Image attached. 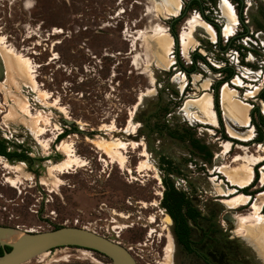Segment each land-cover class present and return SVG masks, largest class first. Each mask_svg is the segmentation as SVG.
I'll use <instances>...</instances> for the list:
<instances>
[{
	"label": "rangeland",
	"instance_id": "374dc122",
	"mask_svg": "<svg viewBox=\"0 0 264 264\" xmlns=\"http://www.w3.org/2000/svg\"><path fill=\"white\" fill-rule=\"evenodd\" d=\"M181 1L180 15L173 16L158 13L155 0H0V47L17 57L35 81L26 84V79H16L8 67L6 76L8 74L12 92L7 94L0 83V138L7 140L12 150L13 146H22L20 151L25 150L33 159L30 164L0 157V225L18 226L33 233L75 226V221L78 227L86 226V214L98 201L114 204L129 195L144 201L139 214L144 218L147 209L151 208L145 202L149 201L153 187L157 188L156 184H159L154 178L161 179L156 171H159L156 163L161 152L182 163L188 160L189 166L195 168V164L189 162L187 141L172 140L166 134L160 137L158 129H148L145 122L153 128L170 125L180 132L194 126L196 135L212 152L211 162H204L202 171L198 166L195 175L208 191L204 196L211 203L219 200L220 227L224 230V238L229 234V240L235 245V264H264L250 239L244 237L246 224H254L260 219L254 217V208L264 216V190H260L264 186V174L260 170L259 184L257 181L250 190L261 191L253 198L237 191V188H248L255 179L258 164H264V142L259 146L235 147L233 142L224 140L220 135L222 128H219L212 90L209 91L210 85L216 84V78L225 76V73L218 75L211 67L228 65L233 52L241 48L246 38L228 47L230 39L227 38L231 36L222 31L225 38H218L215 43L217 32L206 19L224 24L218 19L222 17L220 2L228 0H200V4L195 3L197 0ZM248 1L253 6L249 14L252 27L257 29L256 23L264 26V0H245ZM176 17L174 29L179 35L178 52L170 28ZM196 21L211 26L216 37L207 38L199 31L195 32L196 38L191 39L194 30L190 22ZM156 33L164 34L170 41L165 53L169 62H165V67L157 63L154 54L153 38L150 37ZM251 39L254 44L264 45V35ZM248 48L242 53L246 58L252 55L254 59L250 60V65L240 63L236 69L238 75L248 69L256 76L246 79L248 88L243 87L240 94L237 92L238 97L246 94L244 99H239L248 104L244 110L249 125L253 107L248 100L257 96L262 88L258 84L264 82V46L261 50L257 48V53L252 51L254 47ZM5 51L0 49L2 55ZM196 54L204 56L206 61L195 60ZM182 67L187 68L190 75H185ZM258 73L261 75L257 76ZM234 83L243 84L239 77ZM186 84L187 89L183 92ZM226 87L233 89L229 85ZM206 93L212 95L208 102L214 121L211 125L201 123L195 114L188 115L184 111L188 100L200 99ZM22 103L27 104L31 117L19 105ZM256 103L262 104L261 100ZM189 112L194 109L190 108ZM64 117L76 120L79 129L90 134L70 133L74 127L66 126L62 122ZM226 129L231 138H236ZM66 131H69L67 136L56 141L57 136ZM255 132L258 133L257 128ZM112 140L125 147L121 148L125 156L123 165L93 143H113ZM146 145L155 148L154 160L150 150L145 149ZM224 168L230 171L243 168L254 177L243 187H237L228 181ZM218 173L225 179L220 176L217 180ZM221 181L235 189L231 198L216 197L214 183ZM225 199L236 205L239 203L238 207H227L222 202ZM242 199L245 204L241 206ZM226 214L233 224L226 220ZM151 216L150 223L143 219L139 222L151 225L155 222V216ZM159 217L160 228L155 234L151 230L142 238V229L123 234L126 245L140 255L131 251L138 263L201 264L194 257L174 251L173 239L168 232V229L171 231L170 218ZM235 219L240 220L242 226L239 223L238 227ZM80 249L83 248H58L49 252L43 261L36 257L26 264L109 263L92 251L85 256ZM221 263L227 264L222 259Z\"/></svg>",
	"mask_w": 264,
	"mask_h": 264
},
{
	"label": "flooded vegetation",
	"instance_id": "af4514ba",
	"mask_svg": "<svg viewBox=\"0 0 264 264\" xmlns=\"http://www.w3.org/2000/svg\"><path fill=\"white\" fill-rule=\"evenodd\" d=\"M229 1L233 4V7L236 10L239 18V24L237 25V33L234 38H229L230 40L228 41V47L234 46L235 42L243 38H246V42L241 45V48L238 47V50H236V52H233L228 65H226L225 67H211V69L218 75L225 73V76L223 78H216V84H211L209 87V91L212 90L211 94L214 97L215 109L219 117V128H222L220 130L221 137L226 141L233 142L235 147L238 145H248L249 147L252 145L259 146L264 142V109L256 102L258 100H261V102L264 103L263 81L258 84V87L261 86L262 88L257 96L255 98H252L251 100H248L253 107L250 113V126H248L247 128L248 130L252 128L250 129V131H253L254 133V136L250 142H243L242 140L231 138L228 135L227 129L225 128V122H223L224 117L221 113L222 108L220 104L222 88L225 85H229L239 93V91L242 90L243 87L248 88L245 83L246 79H248L249 77L256 78V76H253V72H250L248 69L244 74L238 75L236 67L240 63L245 62L250 65V60L254 59L252 55L249 59L246 58V56L242 53V50H248V47H254V50L252 49V51L257 53V48L261 50L264 46L254 44L251 39L263 38L264 35V26L261 23H256L257 29H254L252 27L249 16L250 12L252 13V4L249 1L245 2V0ZM207 20L217 32V40L215 42L217 43L218 38L222 37L221 32L223 24L220 25L217 21L209 18H207ZM174 25L175 23L173 24L174 31L171 30L173 35H175L176 33ZM249 45H252L253 47ZM249 51H251V49ZM178 57L179 56L177 53V58ZM179 64L181 66L180 62ZM182 69L185 71V75H190L191 72L188 71L187 68L182 67ZM260 75L261 74L259 73L257 74V76ZM237 77L242 80L243 86H238L234 83V80ZM187 85L188 84H186V86L183 88V92L186 91ZM213 86L214 88L211 89V87ZM245 95L246 94H244V97H240L239 95L240 99H244ZM164 111L167 112L168 110L166 109ZM195 124L198 125V122H196ZM145 125L148 129H152L153 131L158 129L160 137L166 134L172 140L181 142L187 141L189 162L193 165L195 164V168H193L192 165L189 166L188 160L182 163L179 161V159L167 156L165 155V153L161 152L157 156L158 163H156L157 167L159 168V171H156L158 172L159 177L161 176V179L154 178L159 182V184H156L157 188L153 187L152 195L150 198H148L149 201L145 202L148 203L151 208L147 209L149 211L144 214V218L139 216V214L142 213L140 209H143L142 203L144 201L140 200L139 197L129 195L124 198H120L119 201L114 204L112 202L98 201L86 214L84 223L89 228L93 227L95 228L94 230H100L101 232H103V234L101 235L107 237L108 239L118 242L130 251H134L133 247H131L132 249H129L128 245H126V243L124 242L123 234L139 229H142L144 231V235L142 238H145V236H147V234L151 230H153L155 234L156 231H158V229L160 228V223L157 222L158 220H161L159 216H167L171 221L169 224L171 225V231L170 229H168V232L173 239L174 251L178 250L181 251L185 256L194 257L198 259L201 264H222L221 259L223 263L235 264V245L233 241L229 240V234L227 235V238H224V230L222 231L220 227V217L218 210L219 200L211 203L206 198V196H204V193L207 194L208 191L203 188L201 182H199L197 176L195 175V170L198 169V166L202 171L203 163H208L207 161H205V157L211 151L208 147L206 150H204L203 147L206 144H204L203 140L196 135V132L193 129L194 126H192V129H185L184 131L180 132L170 128V125H165L164 127L158 126V128H153L148 124L147 121L145 122ZM219 128L217 129V131L219 130ZM255 128L258 129L257 134L255 132ZM71 131L77 132V128H74V130H70V133ZM58 137L59 135L57 136V139ZM146 149L147 151L150 150V153H148L150 154L152 160H154V158L156 157L155 148L147 146ZM262 167L263 166L260 165L256 168L255 179L248 188H237V191L246 193L253 198V195H257L259 192L264 190V186L260 189L258 185V189H260L261 191L256 190L255 192H250V190L258 181V173L260 174V170ZM133 170H136V167H134ZM220 176L222 177V179H225L221 174L218 173L216 176L217 180H219ZM210 181L211 178L209 179V183ZM226 185L229 186L228 182L226 183ZM217 196L218 195H216V197ZM151 214L155 216V222L151 224L152 226L150 224L144 223H150V218L152 217ZM225 218L233 224V222L228 218V214H226ZM141 219H143L144 222H139ZM122 227L126 228L123 230ZM111 235L114 237H112ZM134 253L136 254V256H140L136 251H134ZM96 254L108 260V264L112 263V260L107 256L101 255L99 253Z\"/></svg>",
	"mask_w": 264,
	"mask_h": 264
},
{
	"label": "bare ground",
	"instance_id": "6f19581e",
	"mask_svg": "<svg viewBox=\"0 0 264 264\" xmlns=\"http://www.w3.org/2000/svg\"><path fill=\"white\" fill-rule=\"evenodd\" d=\"M155 2H156V10L161 15H166V14L167 15H173V16H179L180 15L181 2H182L181 0H155ZM220 9H221V12H222V17L220 19L224 23L223 24L224 27H223L222 31H223V33L226 36H232L235 33V29H236V25H237V15L235 13V9L232 6V4L229 3L228 1L227 2L221 1L220 2ZM190 27H192L193 30H194V33L190 36L191 39L192 38L195 39L196 38L195 32H199V31L202 32V34H204L207 38H215L216 37L215 30L213 29L214 27L212 26L213 27L212 28L211 26H209L208 24H206L203 21H201L200 23H198V22L197 23L190 22ZM163 35H161L159 33H156L153 37H150V38H153L151 42H152V45H153L154 54L156 56L157 63L160 66H162V67L164 66L165 67L166 66L165 62H169L168 58L165 56V53H167V46L169 45L170 41L167 39V37H165ZM171 38L173 39V37H171ZM185 39H187V38H185ZM171 46H172V44H171ZM0 49L2 50V52L5 51L4 50L5 47H3V46L0 47ZM5 52L6 53H3V55L1 54V56L3 58L4 64H5V67H6V73H8L7 69L9 70V68H10L13 77H16V79H21V80L22 79H26V81H27L26 84H30L31 82L34 83L35 82V81H33L34 78L32 77L33 79H31L28 76L23 64L19 61V59L17 57L11 56L9 53H7V51H5ZM5 54H7V55H5ZM198 81H199V79L196 78V83H198ZM0 83L3 86V89L6 90L7 94H10V92H12L11 86H9V83H8V74H7L6 78H5V80H0ZM7 83H8V85H7ZM24 83H25V81H24ZM46 98H49V97H46ZM211 98H212V95L210 93H206L200 99L188 100L186 102V104H185L184 111L187 112L188 115L195 114L196 117L198 118V121H200L201 123H205V124H210L211 125L214 122L212 113L210 111L211 108H209V106H208V104H209L208 102L211 100ZM246 98H248V96H246ZM146 100H147V98L145 99V101ZM221 104H222V109H223V112H224V115H223L224 121H225L226 126H227L226 128H228V131L234 137H236V139L238 138L239 140L246 141V142L251 141L252 138H253V135L251 133H253V132L246 130L248 128V126H250V125H248L249 120H247L246 113H245V110H244L245 107H248V104L245 101L239 99L236 90L231 89L229 87H226V85L223 87V89L221 91ZM19 105L23 108V110H25L27 115L29 114L30 117L32 116L30 110L27 108V104L22 103V104H19ZM261 106H262V108H264V104L263 103L261 104ZM190 108H193L194 112H192V113L189 112ZM217 116H218V114H217ZM214 118H216V117H214ZM129 126H131V125H129ZM129 131H131V130L129 129ZM131 134H133V133H131ZM112 142L113 143L105 142V141L104 142L103 141H93V143L95 144V146L99 150L103 151L106 155H108L114 161H119L123 165L124 160H125V156L122 153L121 148L123 149L125 147H122L119 142L117 143V142H114L113 140H112ZM129 144H130V142H129ZM132 145H135V144H132ZM262 163L263 162L259 163L258 166L261 165ZM143 164H144V162H143ZM243 168H239V169H236L234 171L233 170L230 171L229 169L224 168V172H225L226 176L230 179L228 181L229 182L231 181L233 184L237 185V187L238 186H242L243 187V185L245 183L251 182V180H252V176L253 175L251 173H249V171H246ZM261 172L264 174V165L261 168ZM214 184H215V187H216V194L218 196L223 197V198H231L232 193L235 192V189L229 188L222 181L219 184H216V183H214ZM240 201H241L240 202L241 206L245 204L244 203V201H245L244 199H242ZM222 202L227 207H232L233 209H236L238 207L237 205L239 204L238 203L236 205V204H234L233 201H230V200L226 201V199L223 200ZM260 209H261V207H260ZM253 215H254V217H258L259 216L260 219L264 218V216L260 213V210H258L257 208H254ZM260 219H257L256 223H254V224H246V226H245V236L244 237H246L247 239H250V243L258 250L259 254L264 259V219H263V221H260ZM234 221L236 223H238V227H239V223L241 221L240 220L237 221L236 219ZM240 226H242L241 223H240ZM31 233H33V232H31ZM170 248L171 249L173 248L172 242L170 243ZM80 251L85 256H88L91 253L90 250H87V249L84 250V248L80 249ZM50 252H52V251H50ZM48 255H49V252H46V253H43V254H41V255H39L37 257L40 258L41 261H43ZM31 260H29V261H31ZM29 261H27V262H29ZM26 263H24V264H26Z\"/></svg>",
	"mask_w": 264,
	"mask_h": 264
},
{
	"label": "water",
	"instance_id": "95a60500",
	"mask_svg": "<svg viewBox=\"0 0 264 264\" xmlns=\"http://www.w3.org/2000/svg\"><path fill=\"white\" fill-rule=\"evenodd\" d=\"M176 19L170 25L172 31H174L173 24ZM173 38L178 52V33H175ZM5 78L6 67L0 53V80H5ZM62 122L68 127L77 128L75 133L90 134L79 129L80 126L76 120L64 117ZM0 247L3 249V255H0V264H24L43 253L66 247L84 248L107 256L112 260L111 264H139L131 251L123 245L78 226H63L51 231L31 233L18 226L0 225ZM7 248L10 250L8 251Z\"/></svg>",
	"mask_w": 264,
	"mask_h": 264
},
{
	"label": "trees",
	"instance_id": "16d2710c",
	"mask_svg": "<svg viewBox=\"0 0 264 264\" xmlns=\"http://www.w3.org/2000/svg\"><path fill=\"white\" fill-rule=\"evenodd\" d=\"M195 3L200 4L197 1ZM194 59L195 60H198V59L205 60L204 57H202L200 54H196ZM263 96H264V94H263ZM69 131H66V132H63L62 134H60L57 141L65 138L67 136V133H69ZM13 147H14V149L12 150L10 143L5 139L0 138V157H4L7 160H9L10 162L18 161V162H26V163H30V164L33 162V159L28 155V153L25 150L20 151L22 146L19 145V146H13ZM203 148H204V150H206L207 146L204 145ZM211 160H212V153L209 152L208 155L205 157V161L211 162ZM7 250L9 251L10 248H7ZM0 255H3V249L1 247H0Z\"/></svg>",
	"mask_w": 264,
	"mask_h": 264
},
{
	"label": "built area",
	"instance_id": "2783aa9c",
	"mask_svg": "<svg viewBox=\"0 0 264 264\" xmlns=\"http://www.w3.org/2000/svg\"><path fill=\"white\" fill-rule=\"evenodd\" d=\"M198 1H200V0H198ZM229 1V0H228ZM230 2V1H229ZM231 3V2H230ZM200 16H201V14H200ZM202 17V16H201ZM247 22V21H246ZM236 33H237V29H236V31H235V33H234V35L233 36H231V37H229V38H234V36L236 35ZM221 35H222V32H221ZM222 38H225L224 36H222ZM229 38H227V39H229ZM77 221H75L74 222V225L75 226H77ZM80 227H84V228H86V229H89V230H91V231H93V232H96V233H98L96 230H94V229H91V228H89L88 226H80ZM129 249H132L131 247H129Z\"/></svg>",
	"mask_w": 264,
	"mask_h": 264
},
{
	"label": "crops",
	"instance_id": "0c3cea01",
	"mask_svg": "<svg viewBox=\"0 0 264 264\" xmlns=\"http://www.w3.org/2000/svg\"><path fill=\"white\" fill-rule=\"evenodd\" d=\"M197 2H199V1L197 0Z\"/></svg>",
	"mask_w": 264,
	"mask_h": 264
}]
</instances>
